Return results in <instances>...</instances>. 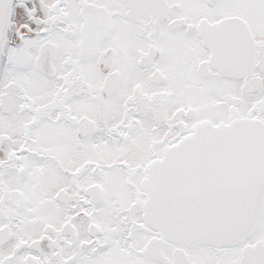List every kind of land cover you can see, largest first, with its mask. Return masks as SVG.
<instances>
[{"label":"snow or ice","instance_id":"6c2138e0","mask_svg":"<svg viewBox=\"0 0 264 264\" xmlns=\"http://www.w3.org/2000/svg\"><path fill=\"white\" fill-rule=\"evenodd\" d=\"M0 264H264V0H0Z\"/></svg>","mask_w":264,"mask_h":264}]
</instances>
